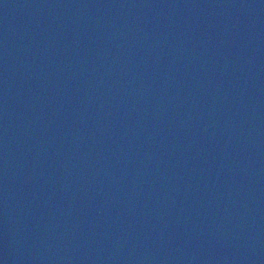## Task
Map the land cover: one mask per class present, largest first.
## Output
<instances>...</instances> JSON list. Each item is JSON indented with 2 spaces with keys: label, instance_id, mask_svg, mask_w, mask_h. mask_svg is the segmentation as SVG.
Wrapping results in <instances>:
<instances>
[{
  "label": "water",
  "instance_id": "1",
  "mask_svg": "<svg viewBox=\"0 0 264 264\" xmlns=\"http://www.w3.org/2000/svg\"><path fill=\"white\" fill-rule=\"evenodd\" d=\"M0 264H264V0H0Z\"/></svg>",
  "mask_w": 264,
  "mask_h": 264
}]
</instances>
